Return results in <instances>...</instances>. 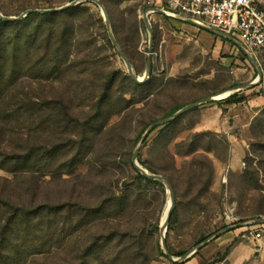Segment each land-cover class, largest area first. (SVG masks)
Here are the masks:
<instances>
[{"label": "rangeland", "instance_id": "1", "mask_svg": "<svg viewBox=\"0 0 264 264\" xmlns=\"http://www.w3.org/2000/svg\"><path fill=\"white\" fill-rule=\"evenodd\" d=\"M73 1L0 0V12L6 18H15L28 10H56ZM99 1L107 6L108 11L105 10L119 47L137 78L144 79L150 52L149 31L143 20L150 8L147 0ZM81 4L94 16L88 31L94 43L93 56L83 61L88 71L74 80L69 76L59 84H44L45 88L28 80L23 85L36 95L43 92L51 108L64 107L75 121L57 130L48 123L42 131L32 132L28 147H44L50 151L60 143L66 146H60L59 153H49L56 163L46 172H12V165L1 163L12 150L17 153L22 150L20 143L13 142L14 138L11 143L7 139L0 152V203L26 209L60 208L59 217L54 219L49 215L46 219V223L53 220L59 223L55 241L47 243L44 253L19 258L16 264H184L187 260L171 262L161 244L162 219L168 202L171 204L169 192L161 182L157 185L139 180L132 164L134 149L152 122L167 118L174 109L204 95L241 88L250 83L252 76L253 81L258 79L257 71L249 62L240 66L242 56L236 46L226 43L214 57L197 47L190 33L153 14L149 17L151 72L141 83L147 86L136 88L126 63L110 40L100 8L90 2ZM97 17L102 19L104 29L95 24ZM104 33L110 46L105 45ZM256 57L264 75V55ZM230 60L233 61L230 63ZM100 71L110 79V92L103 107V112L107 113L89 121L99 96L98 92L93 96L90 92L98 91L99 82H103L98 75ZM150 89L152 92L148 94ZM86 95L93 98L90 104L83 101ZM198 109H192L179 121L178 130L182 132L168 146L171 154L179 152L175 164L171 165L165 155L164 144L176 127L164 132L159 140V131L152 132L138 155L140 166L168 177L175 187V213L166 230L168 252L178 260L212 235L224 236L229 227L238 226L229 232V242L219 250L212 252L207 246L198 250L197 255L194 253V259L185 264H264L257 251L250 254L242 251L247 245L256 244L251 230L261 229L264 237V223L245 226L264 219V154L259 148L251 147L264 140L261 116L264 106L255 114L243 136L245 156L238 172L227 169L230 155L227 136L219 138L220 135L209 132L205 137L194 138L195 145L210 150L208 157L213 165L209 192L201 196L199 186L192 184L195 170L182 167L184 160L191 159L185 156V141L198 133L193 131ZM258 117H261L259 123ZM254 120L257 123L252 133ZM73 125L78 126L73 128ZM216 160L222 164L220 172L215 167ZM7 237L16 246L21 244L18 236L8 233ZM236 247L240 248L232 256ZM254 249L260 248L255 245ZM9 252L14 254L15 250Z\"/></svg>", "mask_w": 264, "mask_h": 264}, {"label": "trees", "instance_id": "2", "mask_svg": "<svg viewBox=\"0 0 264 264\" xmlns=\"http://www.w3.org/2000/svg\"><path fill=\"white\" fill-rule=\"evenodd\" d=\"M101 3L107 10L105 3L103 1ZM93 18L94 16L89 8L85 4H79L62 11L44 14L32 13L19 21L5 22L0 19V152L3 150L2 145L4 142L8 139L11 143V140L13 141L12 138L16 139L13 142L21 144L20 148L22 149L18 150L20 153L12 150L8 156H4V160L1 162L12 165V172L29 173L36 172V170L46 172L52 169L49 167L55 164L56 160L54 161L53 159L55 158L49 157V153L58 152L60 146L66 144L60 143L61 145L50 151H47L44 147H28L32 132L42 131L47 127L48 123L51 122V126L57 130L59 127L66 128L71 123H75V121L71 119L64 107L59 105L51 108L50 101L48 103V100L44 99L43 92L36 95L30 90L24 89L23 85L28 80L41 86V88H45L44 84H59L65 77L68 79L70 76L74 80L78 78V75L86 73L88 69L86 68L87 66H84L83 61L93 56L92 45L94 43L91 42V36L88 33L89 24ZM96 23L101 29H104L101 18L97 17ZM102 36L105 45L110 46L106 34L104 33ZM98 75L101 76L103 82H99L98 91L90 90L92 96L96 92H98L99 96L97 95L95 113L89 117V121L100 117L101 113H107V111L103 112V107L107 99V92H110V79H106L102 71ZM134 82L132 83L136 88L147 86V83L141 85ZM260 85L263 86L261 94L264 95V75ZM151 92L152 90L150 89L148 94ZM92 96L86 95L83 101L90 104L93 99ZM233 97L231 96L228 101H233ZM56 103L59 104V102ZM182 107L183 105L171 111L169 116ZM52 109H54L53 112H51ZM191 111L167 124L158 126L154 130L159 131V136L157 137V140H159L164 132L176 127L175 133L164 144V152L168 156L171 165L175 164V158L179 156V152H176L175 155L171 154L168 151V146L171 140L182 132L181 129L178 130L179 121L190 114ZM261 116L264 118V110ZM260 118L256 119L258 123ZM256 120L251 124L252 133L255 130ZM76 126L78 125H73V128H76ZM262 129H264V125H262ZM207 134L210 133H194L193 136L187 137L188 140L185 141L187 154L185 156H191V159L184 160L182 163V167L195 170L193 175L195 180L192 181V184L199 186L198 193L201 192L200 196L209 192L213 165L208 157L210 150L199 148L193 141L194 138L197 140L201 136H207ZM218 135H220L217 136L219 138L226 137L222 134ZM261 137H258V139H261ZM263 146L264 140L259 141L257 145L253 144L251 147L259 148L260 153L264 154L262 152ZM55 155L58 157L59 154ZM215 157L220 158L217 155ZM246 162L249 167V160L246 159ZM148 169L155 174H161L154 172L150 168ZM136 173L139 180L148 184L160 185L159 182L147 179L137 171ZM251 175L253 176V173ZM252 179L251 177L250 180ZM168 180L171 182L175 192L173 182L169 178ZM55 207L39 206L33 209H26L25 207L13 206L8 203H0V227H4L0 230V264H16L19 258L25 259L30 255L45 252L44 247L47 243L55 241L59 231L57 220L46 223L49 215L53 216L54 219L59 217L60 208L59 206ZM174 213L175 211H172L171 220ZM8 233L21 238V244L16 246L15 242L7 237ZM9 250H15V253L11 254ZM194 257L193 255L185 263L190 262Z\"/></svg>", "mask_w": 264, "mask_h": 264}, {"label": "crops", "instance_id": "3", "mask_svg": "<svg viewBox=\"0 0 264 264\" xmlns=\"http://www.w3.org/2000/svg\"><path fill=\"white\" fill-rule=\"evenodd\" d=\"M154 16L163 18L173 24L177 29L190 33L195 45L199 47L204 53H212L214 57L219 55L221 49L224 47V44L229 43L236 46L229 40L210 32L209 29L199 27L190 21L172 19L160 13H155ZM240 53L242 56V62L240 63V66L243 67L244 62L251 63L242 51ZM232 61L233 60H230V63ZM253 80L254 76L250 78V83L242 86L241 88L230 90L231 93L225 97H222V95L226 92L204 95L195 102L192 101L191 103L183 105V107H185L201 102L207 98L215 99L216 97L220 96L216 100L196 107L199 108V117L194 124L193 131L198 133L213 132L227 136L230 143V155L227 169L232 172H238L241 170V165L245 156L243 136H245V133L247 132V129L255 114L264 106V96L261 94V85H259L260 83H256L257 79H255V81ZM245 86L249 87L244 88ZM231 96H234V99L233 101L229 102L228 99ZM215 167L218 169V172L222 170V164H220V162L217 160ZM232 231L233 229L228 230L224 236L219 235L215 240L202 249L210 246V248H208L210 249L209 251L213 252L216 249L219 250L222 245L229 242L228 234ZM251 237L256 244H253L252 246L247 245V247L243 248L242 251L247 254H250L252 251H257L264 262V237L255 239L252 233ZM255 245L260 249L255 250ZM227 248L228 246L224 247L222 251L225 252ZM239 248L240 247H236L232 253V256L237 254V250Z\"/></svg>", "mask_w": 264, "mask_h": 264}, {"label": "built area", "instance_id": "4", "mask_svg": "<svg viewBox=\"0 0 264 264\" xmlns=\"http://www.w3.org/2000/svg\"><path fill=\"white\" fill-rule=\"evenodd\" d=\"M148 18L155 13L227 34L255 57L264 55V0H147ZM255 239L262 230H251Z\"/></svg>", "mask_w": 264, "mask_h": 264}, {"label": "water", "instance_id": "5", "mask_svg": "<svg viewBox=\"0 0 264 264\" xmlns=\"http://www.w3.org/2000/svg\"><path fill=\"white\" fill-rule=\"evenodd\" d=\"M82 2H90V3H93V4L97 5L100 8V10L102 12V15H103V18H104V21H105V24H106V28H107V32H108V35L110 37V40H111L113 46L116 48L118 54L121 56V58L126 63L127 69H128V73H129L130 77L136 83H139V84L144 83L145 79H147L149 77V74L151 72V65H152V54H151L152 33H151L150 20H149L147 14L144 15L143 20H144V23H145L148 31H149L150 52H149V56H148V59H147L145 78L141 79V80L137 78V76H136V74H135L130 62L128 61V59L126 58L125 54L122 52L121 48L119 47L116 39L114 38L113 33H112V28H111V25H110V21H109V17L107 15L105 7L103 6V4L99 0H75L72 3H70L68 5H65L64 7L60 8V9H56V10H28L24 14L20 15L19 17H15V18H6L0 12V18L2 20H4V21H9V22L19 21V20H22L23 18H25L27 15L32 14V13L44 14V13L62 11V10H66V9L72 8L74 6H77V5L81 4ZM209 31L214 33L215 35L220 36L222 38H225V39L229 40L231 43L235 44L246 55L248 60L255 67V69L257 71V74H258V79H257L256 83H260L262 81L263 74H262V71L260 69V65H259L257 59L237 39L233 38L230 35L223 34V33L217 32V31H213V30H209ZM248 87L249 86H245L244 88H248ZM230 93H231V91H230ZM218 97H220V96H218ZM218 97H216L215 99L214 98H207V99L202 100L201 102L185 106V107L181 108L180 110H178L173 115L152 123L146 129V131L142 134V136L140 137L139 142H138L137 146L135 147L133 155H132V164H133L134 169L138 173H140L142 176L147 178V179L161 182L162 184H164V186L167 188V190L169 192L172 205H171L170 210L168 212V216H167V219L165 221V224L162 225V227H161V244H162L163 250L165 251V254L168 256V258L170 259L171 262H178V263L185 262L186 260L191 258V256L194 253H196L198 250H201L203 247H205L206 245L211 243L213 240H215L220 235V233L212 235L210 238L206 239L203 243L199 244L196 248H194L190 253L182 256L178 260H174V258L170 255V253L168 252V249L166 247V230H167V226L169 224L171 213H172V211L174 209V206H175V192H174L173 186H172V184H171V182L169 180H167L162 175L154 174L152 172H149L147 169H145V168H143L142 166L139 165V163H138L139 151H140V148L143 145L144 141L150 136V134L155 130V128H157L160 125L167 124V123L177 119L181 115L191 111L192 109L198 107L199 105L206 104L208 102L216 100V99H218ZM263 223H264V219L259 218V219L254 220L253 222L245 224V226L253 225V224H263ZM236 227H238V226H231L227 230H232V229H234Z\"/></svg>", "mask_w": 264, "mask_h": 264}, {"label": "bare ground", "instance_id": "6", "mask_svg": "<svg viewBox=\"0 0 264 264\" xmlns=\"http://www.w3.org/2000/svg\"><path fill=\"white\" fill-rule=\"evenodd\" d=\"M229 93H230V92H226V93H224V94L222 95V97L227 96ZM171 205H172V202H171V204H170V201H169V202H168L167 209H166V212H165L164 217H163V219H162V225L165 224V221H166V219H167L168 212H169V210H170Z\"/></svg>", "mask_w": 264, "mask_h": 264}]
</instances>
